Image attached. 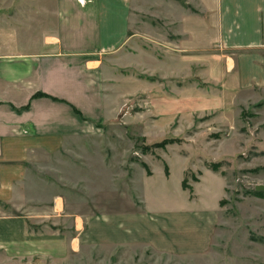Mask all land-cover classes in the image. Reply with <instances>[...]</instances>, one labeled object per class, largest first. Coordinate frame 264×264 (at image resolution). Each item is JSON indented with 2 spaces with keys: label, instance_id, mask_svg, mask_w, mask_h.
I'll return each mask as SVG.
<instances>
[{
  "label": "crops",
  "instance_id": "1",
  "mask_svg": "<svg viewBox=\"0 0 264 264\" xmlns=\"http://www.w3.org/2000/svg\"><path fill=\"white\" fill-rule=\"evenodd\" d=\"M186 4L168 2V71H182L177 61L197 65L206 81L221 87L218 106L264 103V0ZM133 40L129 0H0V264L42 260L49 221L72 222L71 246L75 240L78 247L143 245L184 256L210 247L223 186L214 176L208 180L216 190L201 181L199 200L184 196L177 206L175 196L159 192L163 205L150 209L84 214L65 204L66 169L72 167L78 188L82 157H90L88 166L97 164L91 160L97 150L73 145L112 118L105 111L112 103L109 71H145L144 54L125 48ZM157 55L152 71L160 70ZM169 179L161 176L162 189ZM54 234L62 239L53 250L63 252L65 231Z\"/></svg>",
  "mask_w": 264,
  "mask_h": 264
},
{
  "label": "rangeland",
  "instance_id": "2",
  "mask_svg": "<svg viewBox=\"0 0 264 264\" xmlns=\"http://www.w3.org/2000/svg\"><path fill=\"white\" fill-rule=\"evenodd\" d=\"M169 1L129 0L134 40L125 48L135 57L138 51L144 54L145 71H109L112 86L106 92L112 103L105 111L112 118L96 126L97 135L73 145L97 150L91 157L97 164L88 166L90 157H82L78 188H73L72 167L66 169L71 173L65 172L64 199L84 214L158 207L163 205L159 195L175 196L177 206L184 196L199 200L201 181L216 190L214 176L223 186L210 247L184 256L143 245L78 247L75 240L71 246L77 236L72 222L49 221V251L42 260L34 256L33 264H264V191L256 189L264 186V103L218 106L221 87L206 81L197 65L185 68L184 60L177 61L182 71H168ZM173 1L189 6L188 0ZM154 53L159 71L151 70ZM50 175V180L56 176ZM163 175L169 179L166 189L159 180ZM77 223L80 228L81 219ZM54 232L64 237L63 252L53 250L62 239Z\"/></svg>",
  "mask_w": 264,
  "mask_h": 264
},
{
  "label": "water",
  "instance_id": "3",
  "mask_svg": "<svg viewBox=\"0 0 264 264\" xmlns=\"http://www.w3.org/2000/svg\"><path fill=\"white\" fill-rule=\"evenodd\" d=\"M256 189L257 190H263L264 191V186L263 185H258V186H256Z\"/></svg>",
  "mask_w": 264,
  "mask_h": 264
}]
</instances>
